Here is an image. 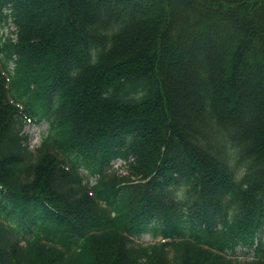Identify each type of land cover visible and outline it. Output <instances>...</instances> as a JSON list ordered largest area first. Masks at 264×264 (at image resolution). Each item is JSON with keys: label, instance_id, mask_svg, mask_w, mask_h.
<instances>
[{"label": "trees", "instance_id": "obj_1", "mask_svg": "<svg viewBox=\"0 0 264 264\" xmlns=\"http://www.w3.org/2000/svg\"><path fill=\"white\" fill-rule=\"evenodd\" d=\"M4 26L0 264H264V0H0Z\"/></svg>", "mask_w": 264, "mask_h": 264}, {"label": "rangeland", "instance_id": "obj_2", "mask_svg": "<svg viewBox=\"0 0 264 264\" xmlns=\"http://www.w3.org/2000/svg\"><path fill=\"white\" fill-rule=\"evenodd\" d=\"M1 32L9 33L11 30H13L12 26L9 27H2L0 28ZM47 128V124L44 121H41L39 123L36 122H26L22 127V133L24 135H27L28 137V148L30 150H34L36 147L40 145L41 137L44 135ZM115 167L118 168L121 172L119 161L115 163ZM90 181L93 182V179L90 178ZM138 242L142 244H148L152 242V238L150 235L144 234L138 239ZM244 260L243 258L235 259V261L239 264H241Z\"/></svg>", "mask_w": 264, "mask_h": 264}]
</instances>
